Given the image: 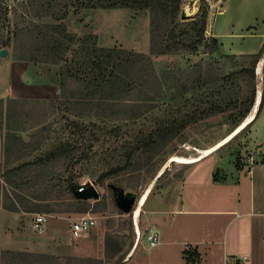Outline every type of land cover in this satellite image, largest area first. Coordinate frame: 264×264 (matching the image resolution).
I'll return each mask as SVG.
<instances>
[{
	"label": "rangeland",
	"instance_id": "obj_1",
	"mask_svg": "<svg viewBox=\"0 0 264 264\" xmlns=\"http://www.w3.org/2000/svg\"><path fill=\"white\" fill-rule=\"evenodd\" d=\"M56 1L51 11L59 15L67 0ZM211 1L182 0L181 4L180 0L171 22L173 4L165 21L160 10L133 8H71L63 20L55 21L48 0H0V46L10 41L0 48L7 51L0 56V207L16 210L13 231L35 243H41L44 235L31 229L37 214L45 216L48 232L52 221H61L59 235L69 230L70 219L91 216L97 220L96 228L70 245L81 239L95 241L104 232L109 248L100 253L97 241L92 253L80 251L83 255L77 256L58 242L52 250L24 253L56 258L40 264H121L123 254L115 258L110 242L116 241L124 250L131 244L137 204L132 212L123 213L111 186L133 192L137 198L152 186L138 217L142 223L147 215L167 211L184 175L201 171L225 181L231 174L244 175L261 159L262 151L246 127L197 163L171 162L164 167L171 156H197L234 130L226 124V114L213 108L226 107L248 94L246 78L239 71L249 68L252 59L234 55L221 44L208 52L213 37L208 21L204 40L199 42V10L203 7L209 15ZM153 17L161 31L153 30ZM55 24H63L69 37ZM100 48L115 49L111 59L94 51ZM98 54L101 68L93 64ZM261 64L259 60L254 67L255 97L257 89H263ZM187 115L194 118L189 126L169 140H153L163 127L180 128ZM127 161L126 169L100 180ZM22 164L26 166L13 170ZM73 186H93L98 198L79 200ZM220 194L232 201L238 191L227 185H203L199 207L219 204L214 199ZM142 234L132 260L165 252L158 247L161 238L157 246L148 247ZM191 248L185 246V250ZM4 252L0 251V264H17ZM165 253L170 257L167 264L180 263L172 260L178 254L170 248Z\"/></svg>",
	"mask_w": 264,
	"mask_h": 264
},
{
	"label": "crops",
	"instance_id": "obj_2",
	"mask_svg": "<svg viewBox=\"0 0 264 264\" xmlns=\"http://www.w3.org/2000/svg\"><path fill=\"white\" fill-rule=\"evenodd\" d=\"M211 17H214L213 23ZM207 21L209 32L220 42L221 48L234 55L257 53L264 43V0H212ZM260 61L263 65L264 57ZM249 129L262 151L261 159L244 175L231 174L225 181L213 179L211 173L203 174L201 171L184 175L171 195L168 207L165 208L167 211L155 212L154 216L147 215L142 223L138 219L135 223L133 218L134 235L125 250L116 241L110 242L115 258L123 254L121 264H129L130 261L134 264H149L150 259H153V264H167L166 258L170 257L165 252L169 248L172 253L175 252L173 254H178L177 258L173 255L172 260L179 261V264H189L183 257L186 245L197 251L200 264H237L240 260L242 264H264V102ZM203 185L221 188L227 185L235 188L238 194L232 201L227 199V194L216 196L214 200L217 203L223 202L221 207H217V204L210 208H200L199 188ZM207 198L210 200L212 197ZM17 216V212H9L0 207V222L3 224L0 230V251L45 252L58 247V242H62L67 251L79 256L83 255L78 254L80 251L92 253L94 244L99 241V252H108L104 232L98 233L95 241L81 239L74 246L70 245L71 240L75 239L71 238L68 229L59 235V220L52 221L51 232L45 227L46 231L39 241L41 243L28 241L12 229ZM195 216L198 218L195 219ZM150 226L159 231L161 242L158 247L165 248V252H157L153 258L142 254L132 260L142 242V232L145 233Z\"/></svg>",
	"mask_w": 264,
	"mask_h": 264
},
{
	"label": "trees",
	"instance_id": "obj_3",
	"mask_svg": "<svg viewBox=\"0 0 264 264\" xmlns=\"http://www.w3.org/2000/svg\"><path fill=\"white\" fill-rule=\"evenodd\" d=\"M179 1L180 0H67V2L62 4V8L58 11L59 15H55V13L53 11H51V9H52L53 4L57 3V1L56 0H48V9L50 10V14L55 21L63 20L68 15L71 8H73V9L133 8V9H137V10H151V9L152 10H160V13L162 16L161 18H162V20L165 21L166 17L169 16L167 14L169 6H171V4H173L172 7L174 9V16L171 19V22H173L175 20V17H176L175 14H177L179 12V9H180ZM200 1L203 3V1H205V0H200ZM181 4H182V0H181ZM199 12H200V15H199V23H200L199 35L201 38L199 40V42H201L202 39L204 40V38H203L204 29H205V27H207V16L206 15H208V11L206 9H204L203 7H201ZM155 20H156V17H153V24H154L153 30H156L157 32H158V30L161 31V28L158 25H156L157 23ZM205 22H206V24H205ZM53 27L60 30L61 32L66 33L65 26H63V24H55ZM66 35L69 37V34L66 33ZM209 41H210V44H208L209 47H207L208 52H211L212 49L218 48L220 43L215 37H211L209 39ZM48 42H49V44H52L51 37H50ZM9 43H10L9 40L2 42L0 48L7 47L9 45ZM114 50L115 49H106V48L94 49L95 52H99V53L104 52L105 57H108L109 59H111L112 52ZM263 51H264V43L257 53L250 54V55H243L247 58L252 59V62L250 64L249 68H241L239 71V74L241 75V77L246 78L245 79L246 80L245 85H246V88L248 90V94L244 95L240 99L234 100L231 105H227L226 107L215 106L213 108L214 112L226 114L225 122H226V124L230 125L232 129L236 128L246 118V116L250 113V111L254 105V98H255L254 67H255L256 63L261 59ZM97 57H98V60L96 62H94L93 64H94L95 68H101V62H102L101 61L102 60L101 55L98 54ZM117 60L122 62L123 58L118 56ZM263 102H264V64H263V91H262L261 101L259 103V107H258V110L256 112L255 118H257L258 114L260 113V111L263 107ZM193 122H194L193 115H187L186 120L182 121V123L180 124V128H179V126H177L175 124H172L171 126H168V127H163L161 129H159L157 138L153 139V140L154 141L169 140L171 137L175 136L179 131L183 130L184 128H186L187 126H189ZM247 127H250V124ZM233 138H235V136ZM128 162L129 161H127V163L123 167H117L114 170H110V171L104 173L103 175H101L100 180H103L106 177L112 176L113 174H117V173L121 172L122 170L126 169V167L128 166ZM25 166H26V164H22L13 170H20ZM73 187H74L75 191H77L79 189V187H76V186H73ZM83 187L85 188L86 186H83ZM13 212H16V210H13ZM3 255L10 256V258H9L10 262L17 263V264L18 263L21 264L23 262H25L27 264H35V262H37V261L38 262L36 264H40L42 261L46 262L47 260L56 259L54 257H49V256L43 255V254H32V253L13 252V251H5L3 253ZM183 257H184L185 261L189 264H200L199 255H198L197 251L194 249L184 250L183 251ZM17 261H19V262H17Z\"/></svg>",
	"mask_w": 264,
	"mask_h": 264
},
{
	"label": "bare ground",
	"instance_id": "obj_4",
	"mask_svg": "<svg viewBox=\"0 0 264 264\" xmlns=\"http://www.w3.org/2000/svg\"><path fill=\"white\" fill-rule=\"evenodd\" d=\"M190 13V12H188ZM264 56H262L263 58ZM262 65V64H261ZM260 65L257 68V74H260ZM261 83V82H260ZM260 85V84H258ZM258 88V86H257ZM260 89H257V93H256V97H255V103L253 105V108L251 110V112L246 116V118L236 127L234 128V130H232L229 134H227L223 139H221L220 141H218L217 143H215L213 146L205 149V150H201L198 151V155L197 156H190V157H185V156H181V155H173L169 158V160L166 162L164 167H167V165H169V163L174 162V163H178V164H194L196 162H199L200 160H202L203 158L207 157L208 155H210L212 152H214L215 150L217 151V149L221 148V146H223L224 144H226L227 142H229L234 136H237V134L243 130L245 127H247L249 124H251L253 122V120L255 119V113L257 110V107L259 106V102H260ZM163 170H161L159 172V174L162 173ZM158 174V175H159ZM156 180V179H155ZM150 185V184H149ZM151 187H148L138 198L137 200V206L134 210V220L135 223H137V219L139 216V213L141 211V208L144 206L148 195H150L149 193L151 192ZM137 232L139 233L138 227H137Z\"/></svg>",
	"mask_w": 264,
	"mask_h": 264
},
{
	"label": "built area",
	"instance_id": "obj_5",
	"mask_svg": "<svg viewBox=\"0 0 264 264\" xmlns=\"http://www.w3.org/2000/svg\"><path fill=\"white\" fill-rule=\"evenodd\" d=\"M79 191L84 190L81 186ZM69 231L73 239H78L84 234H87L91 229L97 226V220L91 216H82L77 219H70L68 221ZM46 227V218L44 215L37 214L34 216L31 222V229L36 233H43ZM145 243L148 247H155L160 242L159 231L150 226L146 229L144 234ZM237 264H242V260L238 261Z\"/></svg>",
	"mask_w": 264,
	"mask_h": 264
},
{
	"label": "water",
	"instance_id": "obj_6",
	"mask_svg": "<svg viewBox=\"0 0 264 264\" xmlns=\"http://www.w3.org/2000/svg\"><path fill=\"white\" fill-rule=\"evenodd\" d=\"M6 49L0 50V56L6 55ZM114 194V201L119 210L123 213H130L133 211V207L137 204V196L133 192H125L123 189L116 186H111ZM74 195L79 200H96L98 198V191L93 186H88L82 191H74Z\"/></svg>",
	"mask_w": 264,
	"mask_h": 264
}]
</instances>
